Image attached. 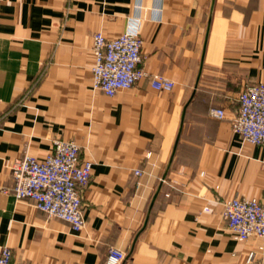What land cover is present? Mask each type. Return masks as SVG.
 <instances>
[{
  "label": "crops",
  "instance_id": "crops-1",
  "mask_svg": "<svg viewBox=\"0 0 264 264\" xmlns=\"http://www.w3.org/2000/svg\"><path fill=\"white\" fill-rule=\"evenodd\" d=\"M96 31L138 32L142 66L173 89L149 77L114 96L94 89ZM254 82H264V0H0V248L12 264H106L109 246L126 252L122 264L264 255V238L234 239L222 213L234 196L264 200V148L232 131ZM56 138L92 161L80 231L10 192L14 159H43Z\"/></svg>",
  "mask_w": 264,
  "mask_h": 264
},
{
  "label": "built area",
  "instance_id": "built-area-1",
  "mask_svg": "<svg viewBox=\"0 0 264 264\" xmlns=\"http://www.w3.org/2000/svg\"><path fill=\"white\" fill-rule=\"evenodd\" d=\"M142 38L138 32L125 31L108 39L101 31L92 35V86L107 96L130 89L137 80L150 78L157 91L170 92L174 81L159 74H150L142 66ZM238 111L232 120V131L245 142L264 148V82L246 85L238 95ZM212 117L222 119L223 108L209 109ZM80 145L75 140L56 138L52 150L43 159L24 151L10 166L13 186L10 190L17 200H31L34 206L48 216L66 221L75 231L84 226L82 190L88 184L92 161L79 157ZM149 156V153H148ZM136 175L141 170H134ZM161 183H168L165 177ZM222 213L234 239L264 238V200L256 197L234 196L222 202ZM127 254L109 246L106 264H122ZM12 251L0 248V264H12ZM250 264H264V255L250 250Z\"/></svg>",
  "mask_w": 264,
  "mask_h": 264
}]
</instances>
